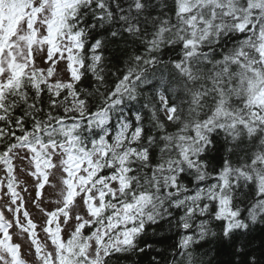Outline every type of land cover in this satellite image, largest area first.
I'll use <instances>...</instances> for the list:
<instances>
[{
	"label": "snow or ice",
	"instance_id": "obj_1",
	"mask_svg": "<svg viewBox=\"0 0 264 264\" xmlns=\"http://www.w3.org/2000/svg\"><path fill=\"white\" fill-rule=\"evenodd\" d=\"M0 164V264H264V0H0Z\"/></svg>",
	"mask_w": 264,
	"mask_h": 264
},
{
	"label": "trees",
	"instance_id": "obj_2",
	"mask_svg": "<svg viewBox=\"0 0 264 264\" xmlns=\"http://www.w3.org/2000/svg\"><path fill=\"white\" fill-rule=\"evenodd\" d=\"M2 171L4 172V166L0 164ZM0 181H5L0 177ZM18 191V190H17ZM8 202L7 197H5L3 200H0V206L4 205ZM7 215V214H6ZM264 227V226H262ZM14 229V237L18 235L16 233V228ZM163 232V235H152L151 230H149V242L152 243L153 248L151 250H148L149 254L147 256L140 255V254H130L127 258H121L120 264H150V259L152 255H155V250L159 249L164 255H168V246L175 243L176 237L174 233H169L164 229H161ZM255 240H254V247L259 248L260 241H261V232L257 231L254 233ZM43 239V235L41 236ZM167 237V239H165ZM164 241L163 243H160L159 241ZM26 253H28V241L26 244H24V249ZM207 253V255H205ZM199 254L203 256L205 261H211V264H225V262L229 259L228 255L220 251L217 252V246L214 244H205L203 248L199 249ZM28 258L31 259V254L29 253Z\"/></svg>",
	"mask_w": 264,
	"mask_h": 264
},
{
	"label": "rangeland",
	"instance_id": "obj_3",
	"mask_svg": "<svg viewBox=\"0 0 264 264\" xmlns=\"http://www.w3.org/2000/svg\"><path fill=\"white\" fill-rule=\"evenodd\" d=\"M15 164H16V176L18 178L20 186L21 188L23 187L27 188V192H21L22 196L24 197V200L27 203L26 206H28V209L32 214L34 220L37 222V224H42L43 216L34 206V198L36 196V189L34 187L35 178L31 177L30 175H27L24 171H21V169L25 167V165L21 164L20 161L18 160L15 161ZM42 196H43V207L47 208L48 210H52L56 207V204L53 202L58 198V193L56 189L46 186V188L42 190ZM16 233H18V229L16 230ZM42 235L43 234H41V236ZM18 242L26 244L27 240L24 241L18 240Z\"/></svg>",
	"mask_w": 264,
	"mask_h": 264
}]
</instances>
